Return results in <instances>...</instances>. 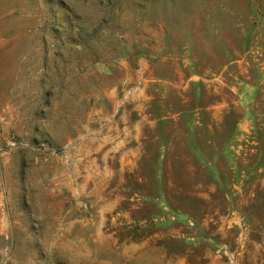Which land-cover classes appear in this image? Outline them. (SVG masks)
<instances>
[{
	"label": "rangeland",
	"instance_id": "1",
	"mask_svg": "<svg viewBox=\"0 0 264 264\" xmlns=\"http://www.w3.org/2000/svg\"><path fill=\"white\" fill-rule=\"evenodd\" d=\"M0 264H264V0H0Z\"/></svg>",
	"mask_w": 264,
	"mask_h": 264
}]
</instances>
